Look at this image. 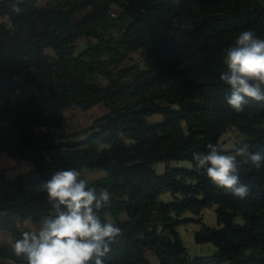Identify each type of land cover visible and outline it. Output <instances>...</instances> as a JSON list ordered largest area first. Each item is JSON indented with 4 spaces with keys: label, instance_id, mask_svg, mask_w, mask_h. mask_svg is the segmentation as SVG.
<instances>
[{
    "label": "trees",
    "instance_id": "16d2710c",
    "mask_svg": "<svg viewBox=\"0 0 264 264\" xmlns=\"http://www.w3.org/2000/svg\"><path fill=\"white\" fill-rule=\"evenodd\" d=\"M246 29L264 38V0H0V153L32 163L13 178L0 171V230L20 239L19 221L50 213L39 186L54 172L100 170L88 183L112 193L100 214L123 232L105 264H264V166L241 161L250 189L241 200L192 158L231 126L250 151L264 150V101L237 113L219 79L226 49ZM82 38L95 42L78 52ZM140 50L144 66L127 65ZM100 103L107 111L91 125L66 130L65 110ZM208 206L218 225L203 224L196 241L217 250L191 256L178 226ZM5 260L26 264L0 243Z\"/></svg>",
    "mask_w": 264,
    "mask_h": 264
},
{
    "label": "clouds",
    "instance_id": "9594fccd",
    "mask_svg": "<svg viewBox=\"0 0 264 264\" xmlns=\"http://www.w3.org/2000/svg\"><path fill=\"white\" fill-rule=\"evenodd\" d=\"M12 11L21 9L12 5ZM226 70L219 79L230 88L226 104L235 112H243L250 101H264V38L250 29L240 31L225 52ZM243 143L234 149L227 145L208 144L207 152H194L195 170L206 173L218 188L234 198L245 199L250 189L240 180L241 161L260 169L264 166V150L250 151ZM51 211L39 227L25 231L11 247L26 264H105L112 245L122 237V229L109 217L101 216L112 204L107 188L89 185L77 169L58 170L40 184Z\"/></svg>",
    "mask_w": 264,
    "mask_h": 264
},
{
    "label": "rangeland",
    "instance_id": "374dc122",
    "mask_svg": "<svg viewBox=\"0 0 264 264\" xmlns=\"http://www.w3.org/2000/svg\"><path fill=\"white\" fill-rule=\"evenodd\" d=\"M40 3L45 2V0H39ZM95 40L92 38H82L77 43V51L85 49L87 46L94 44ZM127 65L138 64L139 66H144L143 61V51L132 52L128 55ZM107 111V107L103 104H97L89 110H81L79 107L74 106L63 112V125L67 131L73 132L78 131L92 124V122L100 117ZM161 116L154 115L151 120L158 121ZM245 139V136L240 132V130L235 127H229L221 136V142L228 146L229 149H234L238 147L241 142ZM173 165L177 166H190L188 161H175L172 162ZM32 166L29 160H19L15 159L9 152L0 153V171L5 170L7 176H13L15 174L21 173L28 170ZM166 167V163L161 162L155 164V169L158 173H162ZM104 172L100 170L91 171L85 169L82 173V178L87 181L97 178L103 175ZM161 198L165 201L171 200L172 196L170 193H164ZM184 217L190 218L192 220L185 222L178 226V231L181 234L182 241L187 248L191 256H202L211 255L216 252L217 247L213 243H198L196 241V234L201 230L203 224L210 226H217V214L216 206H208L202 210L198 215L186 212ZM39 227V223H35L32 229ZM148 258L152 262H156V257L152 253H148Z\"/></svg>",
    "mask_w": 264,
    "mask_h": 264
},
{
    "label": "crops",
    "instance_id": "0c3cea01",
    "mask_svg": "<svg viewBox=\"0 0 264 264\" xmlns=\"http://www.w3.org/2000/svg\"><path fill=\"white\" fill-rule=\"evenodd\" d=\"M49 0H45V2L43 3H46L48 2ZM32 167V166H31ZM17 174L13 175V176H8L9 178H13L15 177ZM33 224H35V222H32V221H19V226L22 230H26V231H29V230H33L32 229V226ZM16 239H14L12 237V235L6 231H3V230H0V243H6V244H11L15 241ZM5 264H17L11 260H5Z\"/></svg>",
    "mask_w": 264,
    "mask_h": 264
}]
</instances>
